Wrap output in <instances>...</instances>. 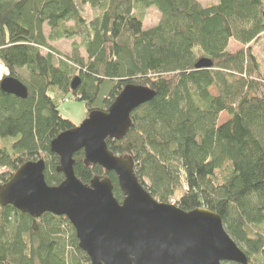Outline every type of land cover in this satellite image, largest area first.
Instances as JSON below:
<instances>
[{
	"label": "trees",
	"instance_id": "obj_1",
	"mask_svg": "<svg viewBox=\"0 0 264 264\" xmlns=\"http://www.w3.org/2000/svg\"><path fill=\"white\" fill-rule=\"evenodd\" d=\"M78 4L99 14L73 56H60L51 42L76 34L68 23L84 24ZM150 8L161 20L146 29L137 12ZM263 37L264 0L211 7L197 0H0V61L28 89L27 99L0 89V186L39 161L48 186L64 181L51 143L75 125L61 115L60 100L73 95L89 115L107 112L127 85L148 87L155 99L133 112L123 140H107L109 150L132 157L154 199L217 214L248 264H264V77L251 47ZM232 40L241 46L236 52L228 51ZM202 59L212 67L197 69ZM74 160L80 181L110 178L123 202L114 173L86 166L83 152ZM0 264L91 261L66 217L35 219L0 206Z\"/></svg>",
	"mask_w": 264,
	"mask_h": 264
},
{
	"label": "water",
	"instance_id": "obj_2",
	"mask_svg": "<svg viewBox=\"0 0 264 264\" xmlns=\"http://www.w3.org/2000/svg\"><path fill=\"white\" fill-rule=\"evenodd\" d=\"M210 67L208 59L196 65ZM78 86L76 79L71 90ZM0 89L19 99L28 97L27 87L15 78H4ZM155 97L148 87L127 85L107 112L90 113L80 126L52 141L51 152L60 159L58 172L64 175L58 187L47 185L44 161L30 162L0 186V206H12L35 219L45 214L66 217L91 264H248L220 216L160 203L140 184L132 157L109 150L107 140H123L133 112ZM79 152L86 166L116 175L122 203L115 198L110 178L95 177L84 184L76 177L74 156Z\"/></svg>",
	"mask_w": 264,
	"mask_h": 264
},
{
	"label": "rangeland",
	"instance_id": "obj_3",
	"mask_svg": "<svg viewBox=\"0 0 264 264\" xmlns=\"http://www.w3.org/2000/svg\"><path fill=\"white\" fill-rule=\"evenodd\" d=\"M197 2L203 7H211L218 4L219 0H197ZM78 5L81 11L82 18L85 21L84 24L80 27H77L78 25L75 22L68 23L67 27L70 29H74L76 34L62 40L51 42L52 47L60 56H73L74 47H76L75 45L81 47L83 38H86L90 33L89 26L91 21L94 20L99 14L98 10L93 9L89 5ZM137 15L142 18L144 27L146 29L156 27L161 20V14L155 8L139 10L137 12ZM44 31L46 36H49V34L51 33V30L47 26L44 27ZM240 47L241 46L239 43H237L235 40H232L230 42L228 51L236 52L240 49ZM251 47L252 52L256 55L261 64L262 75L264 77V37L259 42L253 43ZM79 53L84 57V59L87 60V56L82 48L80 49ZM55 60L56 62H58L59 58L55 56ZM22 74L25 78H27V75L25 73ZM110 87L111 85L107 84L102 88L99 100H103L105 98L110 90ZM67 98V101H65L64 99L59 101V111L61 112V115L64 117V119L71 121L75 125V127H78L89 117L86 104L85 102L77 100L73 95H69ZM221 117V123L228 120L227 114H223ZM170 203L175 205L176 199H172Z\"/></svg>",
	"mask_w": 264,
	"mask_h": 264
},
{
	"label": "built area",
	"instance_id": "obj_4",
	"mask_svg": "<svg viewBox=\"0 0 264 264\" xmlns=\"http://www.w3.org/2000/svg\"><path fill=\"white\" fill-rule=\"evenodd\" d=\"M8 76V70L0 61V82Z\"/></svg>",
	"mask_w": 264,
	"mask_h": 264
},
{
	"label": "bare ground",
	"instance_id": "obj_5",
	"mask_svg": "<svg viewBox=\"0 0 264 264\" xmlns=\"http://www.w3.org/2000/svg\"><path fill=\"white\" fill-rule=\"evenodd\" d=\"M49 53V52H48Z\"/></svg>",
	"mask_w": 264,
	"mask_h": 264
}]
</instances>
